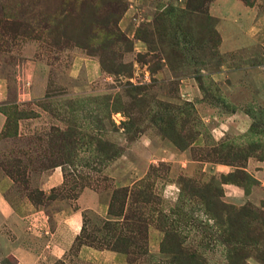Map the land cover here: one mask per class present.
Instances as JSON below:
<instances>
[{"label":"rangeland","instance_id":"obj_1","mask_svg":"<svg viewBox=\"0 0 264 264\" xmlns=\"http://www.w3.org/2000/svg\"><path fill=\"white\" fill-rule=\"evenodd\" d=\"M260 74L264 0H0V186L20 213L0 209V264H15L13 230L37 234L35 213L85 189L105 211L84 212L80 243L128 264H264V185L248 171L264 161ZM125 188L145 238L109 215Z\"/></svg>","mask_w":264,"mask_h":264},{"label":"crops","instance_id":"obj_2","mask_svg":"<svg viewBox=\"0 0 264 264\" xmlns=\"http://www.w3.org/2000/svg\"><path fill=\"white\" fill-rule=\"evenodd\" d=\"M258 90L264 98V87L259 85ZM231 119L241 129H247L252 123L249 115L242 111H238ZM225 168L228 167L224 166L223 169ZM248 171L260 181L262 186L264 185V161L250 159ZM63 176L61 168L53 170L46 181L48 188L44 189L45 192L62 185ZM227 190L229 201L233 200L235 203L246 201L247 195L241 188L228 185ZM3 196L0 186L2 214L10 222L18 221L19 211L10 206ZM87 210H93L100 214H104L105 211V205H103L99 193L92 189H85L74 201V204H66L51 215L44 211L35 213L36 226H34V230L37 234L24 236L20 228H17V231L13 230L14 239L10 244L9 251L15 264H54L57 261H62L64 264H128L127 256L122 253L97 249L89 245L80 247L77 245L86 223L84 212ZM152 234L157 235L156 232H152Z\"/></svg>","mask_w":264,"mask_h":264},{"label":"trees","instance_id":"obj_3","mask_svg":"<svg viewBox=\"0 0 264 264\" xmlns=\"http://www.w3.org/2000/svg\"><path fill=\"white\" fill-rule=\"evenodd\" d=\"M123 202H122V205H121V208L119 210V212H114L113 210H110L109 211V215L114 217V218H117V222L118 224H122V225H125V226H128L129 228H131L130 232L132 234L134 233H137L139 235V237H144L146 236L147 234V231H148V228H147V222L146 221H142L141 217L139 219L135 218V217H126L127 215L125 214V206L127 204V200H128V196H129V189L128 188H125L123 191ZM145 202H148L149 199L147 200L146 198L144 199ZM123 219V220H122ZM114 220H107L106 222V226L109 230H111L113 227V222ZM132 223V225L130 226L129 224ZM84 229H85V226L82 230V233L84 232ZM82 237V234L81 236L78 238V241H77V245L80 247L82 245H89V246H92V247H95L97 249H107V250H112V251H117V245H112V244H107L106 247H103L102 244H105V243H99L101 245H98L96 246L95 244H97L96 240H91L89 243H80V239ZM119 252V251H117ZM123 252L125 253H128L129 252V249H124Z\"/></svg>","mask_w":264,"mask_h":264}]
</instances>
